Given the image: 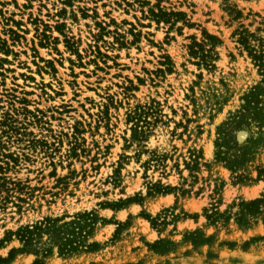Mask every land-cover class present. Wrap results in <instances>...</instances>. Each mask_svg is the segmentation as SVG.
<instances>
[{
	"label": "rangeland",
	"instance_id": "obj_1",
	"mask_svg": "<svg viewBox=\"0 0 264 264\" xmlns=\"http://www.w3.org/2000/svg\"><path fill=\"white\" fill-rule=\"evenodd\" d=\"M146 1L0 0V257L20 246L7 232L22 225L100 218L94 250L50 245L0 264H264V202L235 220L240 201L264 194V85L263 117L231 132L228 165L215 160L217 126L259 80L230 35L243 24L264 37V0ZM154 4L194 25L149 20ZM202 30L221 40L212 68L187 53ZM165 55L171 70L158 72ZM144 104L153 113L139 141L127 116ZM191 152L201 158L187 168ZM156 181L175 188L148 195ZM212 210L223 216L208 220Z\"/></svg>",
	"mask_w": 264,
	"mask_h": 264
},
{
	"label": "trees",
	"instance_id": "obj_2",
	"mask_svg": "<svg viewBox=\"0 0 264 264\" xmlns=\"http://www.w3.org/2000/svg\"><path fill=\"white\" fill-rule=\"evenodd\" d=\"M142 5H149L146 0H134ZM129 5V2H127ZM232 14L233 20L239 19L242 16L241 10L237 8H231L229 10ZM147 15L145 16L149 20L159 24L163 22L168 24V28L172 29L174 26L181 22L189 27L193 26V23H189L186 18V13L178 10H166L159 4H154L148 7ZM181 30V27H177ZM230 37L235 42L237 48L241 53H245L249 59L252 67L255 69L259 76L258 83L251 88V90L242 98L243 103L241 107L235 112L231 113L227 120L223 121L216 128L215 139V160L219 162H230L229 157L226 156V152L221 150L222 147H234L238 146V142L235 136H231V132L234 130L242 129L244 124H250L249 118L246 117L251 114L254 119L260 120L263 117V108L261 106V95L264 85V37L257 34L256 31H251L243 24L233 29ZM190 42L187 44V53L190 59L194 60V64L197 66H204L206 68L214 67V60L217 58L215 47L221 43L220 38L215 34H210L206 30H202L201 39L197 40L195 36H189ZM167 62H163L162 65L165 68H159L158 72L170 71L171 61L167 55L163 56ZM155 101L152 100V103ZM153 113L151 104L136 105L134 110L127 116V122L131 123V137L136 140H143L147 134V130L151 121L148 120V116ZM156 119V118H155ZM200 155L193 152L190 153L189 162H184L187 168L197 167L199 164ZM150 164L149 162L147 163ZM228 165V164H227ZM264 174V168L257 169V178H261ZM147 194L151 193H167L173 190L175 187L164 185L160 181L148 182ZM140 196L137 195L126 200L138 201ZM264 202V194L260 197L250 199L247 201H240L237 204V210L235 212V220L238 224H247L255 215L260 213V205ZM112 205V204H107ZM225 214L226 211L224 212ZM209 220L215 221L217 217L223 216V214L212 210L211 213L205 215ZM151 224L157 219L149 218ZM65 217H44L42 220H38L33 224H26L20 226L16 231H8L10 235H14L20 246L18 248H12L9 250L6 258H1L0 261H7L12 258L14 252L32 253L34 255L46 254L48 247L54 245L57 247L60 255L71 254L80 250H94L99 246L96 241L88 242L91 237L94 227L97 221L100 219L97 214L90 211L78 212L71 216V219L63 221ZM226 218V216L224 217ZM264 222V218H263ZM127 222H125L126 224ZM121 224L117 223V229ZM32 264H42L39 260H34Z\"/></svg>",
	"mask_w": 264,
	"mask_h": 264
}]
</instances>
